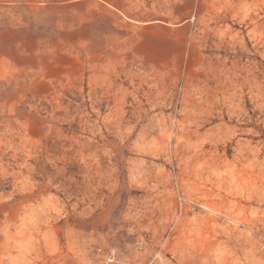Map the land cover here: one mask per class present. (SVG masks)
I'll return each mask as SVG.
<instances>
[{
    "label": "rangeland",
    "instance_id": "1",
    "mask_svg": "<svg viewBox=\"0 0 264 264\" xmlns=\"http://www.w3.org/2000/svg\"><path fill=\"white\" fill-rule=\"evenodd\" d=\"M0 264H264V0H0Z\"/></svg>",
    "mask_w": 264,
    "mask_h": 264
}]
</instances>
